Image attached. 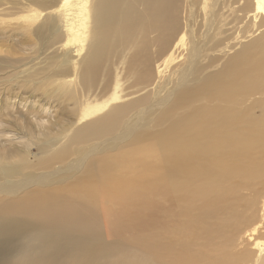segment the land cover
I'll return each instance as SVG.
<instances>
[{
	"label": "bare ground",
	"instance_id": "6f19581e",
	"mask_svg": "<svg viewBox=\"0 0 264 264\" xmlns=\"http://www.w3.org/2000/svg\"><path fill=\"white\" fill-rule=\"evenodd\" d=\"M110 1L114 5L116 0ZM176 1L167 2V8ZM185 3L186 16L174 34L158 35L164 42L155 71L141 73L139 86L131 91L146 89L144 94L120 106L116 102L131 92L80 104L78 123L100 119L107 109L103 122L116 119L114 132L81 144L70 155L64 151L40 171L14 177L16 170L0 181V200L6 194H23L15 209L0 211V234L5 227L13 232L33 226L47 237L59 227H72L104 240L96 224L85 227L93 219L91 210L103 207L122 237L131 222L130 198L142 188L146 214L137 217L148 231L141 229L137 240L148 233L160 262H169L165 257L170 246L182 257L177 264H264V64L244 66L263 51L264 0ZM91 9L90 0H59L49 13L62 27L64 57L78 59L85 49ZM39 10L25 17L29 20ZM153 10L158 16L152 23L168 26L169 10ZM120 14L133 25L126 13ZM90 65L94 68L95 62ZM70 66L77 74L82 69ZM77 74L67 73L58 84L76 90ZM83 74L91 77L92 72ZM247 76L255 79L256 96L242 99ZM40 108L48 121L51 107ZM15 139V131L0 128V146H14L8 152H15L18 160ZM26 148L23 142L28 154ZM0 170L3 174L4 168ZM80 181L78 189L68 192ZM81 211H88L83 219L72 217ZM44 242L45 248L54 244L45 255L59 257L61 239Z\"/></svg>",
	"mask_w": 264,
	"mask_h": 264
},
{
	"label": "rangeland",
	"instance_id": "374dc122",
	"mask_svg": "<svg viewBox=\"0 0 264 264\" xmlns=\"http://www.w3.org/2000/svg\"><path fill=\"white\" fill-rule=\"evenodd\" d=\"M90 1L91 33L85 42V49L76 59L71 53L72 58L61 54L64 50V33L57 19L51 16L55 14H49L58 7L59 0H0V128L7 127L15 131L18 137L14 140L18 160L15 152H8L14 146H0V168H4L3 174L0 170V181L10 178L16 170L14 177L40 171L45 162L64 151L68 150L67 155H70L81 144L114 132L116 119L103 122L107 109L100 114V119L78 123L80 104L105 101L114 92L126 95L137 88L140 74L155 71L159 61L164 41L158 35L164 34L168 38L174 34L187 12L185 0L171 3L168 8L167 2L171 0H116L114 5L110 0ZM39 8L42 11L37 16L29 20L25 17ZM155 8L166 13L169 10L168 26L163 22L152 23L158 16L153 10ZM120 13H126L133 25ZM110 38L116 40L109 44ZM89 50L92 55H88ZM91 61L95 62L94 68L90 65ZM252 61L264 64V38L262 53L249 57L244 66ZM70 63L82 68L79 74L71 68ZM69 72L77 74L76 90L58 84L59 79L67 77ZM84 72H92L91 77L85 76ZM262 78L264 80V72ZM245 79V89L242 91L246 94L242 95V99L256 96L255 79L251 76ZM145 92L146 89L131 92L118 100L115 106L123 105L126 100L137 98ZM232 100L235 101V96ZM41 105L50 106L53 111L48 121L42 119L44 112ZM165 117L163 126L166 124ZM23 142L26 147L29 145L26 148L28 154L23 151ZM83 182H73L68 192L78 189ZM144 193L145 189L140 188L138 194L130 198L128 220L131 222L126 228L127 234L122 237L117 236L110 215L103 207H100V211L91 210L93 219L85 221V227L96 224L98 231L105 234L104 240L92 237L85 228L59 227L55 235L45 237V234H37L33 226L13 232L5 227V234H0V264L180 263L182 257L179 251L170 246L165 257L169 262L157 260L153 256L154 249L150 247L148 233L137 240L141 229L148 231L137 217L138 213L146 214ZM22 196V193L14 196L6 194L0 200V211L15 209L17 200ZM9 213L21 217L20 213ZM87 213L77 212L72 217L83 219ZM12 223L7 225L12 226ZM48 238H59L62 241L60 246H64L56 259L45 255L54 245L48 243L49 246L45 248L44 241ZM260 258L261 254L258 262Z\"/></svg>",
	"mask_w": 264,
	"mask_h": 264
}]
</instances>
